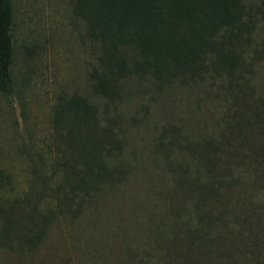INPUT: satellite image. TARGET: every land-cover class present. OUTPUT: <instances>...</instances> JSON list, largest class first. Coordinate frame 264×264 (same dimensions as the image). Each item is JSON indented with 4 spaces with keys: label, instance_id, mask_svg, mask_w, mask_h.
<instances>
[{
    "label": "rangeland",
    "instance_id": "obj_1",
    "mask_svg": "<svg viewBox=\"0 0 264 264\" xmlns=\"http://www.w3.org/2000/svg\"><path fill=\"white\" fill-rule=\"evenodd\" d=\"M74 2L11 0L13 90L0 92V226L2 210L16 216L25 196L38 197L31 188L42 175L61 181L66 144L57 116L72 95L96 104L97 128L113 120L120 144L107 157L112 177L85 208H54L35 245H0V264H181L166 245L188 217L170 228L165 193L183 169L201 183L221 174L231 229L221 225L220 233L245 228L256 239L255 247L251 237L243 246L203 243L206 257L196 264H264V0H241L240 25L222 35L219 47L235 58L234 69L213 66L208 55L199 76L170 83L132 71L110 96L95 89L101 47ZM120 50L131 67L140 58L132 46ZM206 161L216 169L207 171ZM40 201L42 211L56 204L46 195ZM158 233L161 244L145 263Z\"/></svg>",
    "mask_w": 264,
    "mask_h": 264
},
{
    "label": "trees",
    "instance_id": "obj_2",
    "mask_svg": "<svg viewBox=\"0 0 264 264\" xmlns=\"http://www.w3.org/2000/svg\"><path fill=\"white\" fill-rule=\"evenodd\" d=\"M74 12L84 20L89 35L100 43V71L93 75L95 89L101 95L116 93L120 80L132 71L150 74L161 83L199 76L208 66V55L214 57L213 66L217 63L226 72L234 69L235 58L220 49L219 43L223 33L240 25L241 0H75ZM12 23L11 0H0V92L6 95L13 90ZM124 46H132L140 55L133 67L121 53ZM96 114V104L82 95H72L60 106L57 122L59 126L62 123L65 132L61 137L66 144V159L57 165L62 179L52 184L49 175H42L39 188H31V195L38 194L36 199L25 196L16 216L2 210L0 245L10 246L15 239L35 245L54 208L70 209L75 205L83 209L95 199L100 184L111 180L107 157L120 142L111 131L113 120L97 128ZM204 165L207 171L217 166L209 161ZM201 180L183 169L165 193H169L165 198L175 218L170 228L176 227L181 215L188 217L186 230L172 231L166 245L172 256L182 260L181 264H196L199 256H205L203 243L214 247L220 242L224 247L236 239L243 246L251 237L252 246L256 244L255 236L244 227L232 236L220 233L221 225L230 228L225 221L228 209L222 207L219 193L224 177L214 174ZM44 195L55 198L56 204H48L43 212L39 206ZM192 217L197 224H192ZM162 238L158 233L154 246L149 245L145 263L152 260L148 251L158 247Z\"/></svg>",
    "mask_w": 264,
    "mask_h": 264
}]
</instances>
